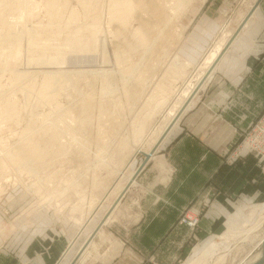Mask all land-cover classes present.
Here are the masks:
<instances>
[{
  "label": "rangeland",
  "instance_id": "rangeland-1",
  "mask_svg": "<svg viewBox=\"0 0 264 264\" xmlns=\"http://www.w3.org/2000/svg\"><path fill=\"white\" fill-rule=\"evenodd\" d=\"M23 1L24 0H22V2ZM27 1H26V4H25V2L23 3L24 6H22V9L20 8L19 10L18 9L14 10L16 8L15 7L12 8L13 13L8 12L9 8H7V10H6V7H5V13L6 12L9 13V14L4 13L6 18H7V21H6L5 16L3 15L5 18L4 21L7 22L5 25L6 27L0 26V29L1 28L5 29V31H4V29H2L4 33L3 32H2L3 34L0 33L1 35H5V36L7 35V37H9V38H12L13 37L12 35H14V37L16 35L21 36V44H23L22 45V47H23L22 51H24V53L22 52L24 55V58H23L22 53H21L20 57L17 58L18 61L15 60V58H14V60H13V58H9L7 55L6 56L9 59H6L5 55H3V57L0 56L1 57L0 58V113L2 114V116H0L2 118V119L0 118V158L3 159L6 156V158H8L7 160H9L8 155L12 154L14 151L15 152H17L19 150L20 151H27L28 148H29L28 153H30V150H33V148H38L34 152H38L39 149L42 148V150L45 149L47 151V152L42 151L43 152L42 156L44 154H48L49 152H50L49 153L50 155L49 154L44 155V158L42 156H41L42 158H40V156H37L38 159L34 157V161L29 162L27 165L25 164L24 160H21V161H23L22 164H20L21 163V161H20L19 165H17V167H16V165L15 166L13 165L14 167L17 168V170L14 169L12 167V165L10 164V165H8V167L4 171L0 172V264H19L20 261H18L17 256H20V254L22 252H24L25 249H26V251H30L29 249L31 248V251H33L35 248L34 245H36L37 246L36 249L40 248V249H44V251H45V249L48 248L47 244L50 243L51 240L60 239L62 237L65 238L68 236H69L68 238H72V237L74 238L76 236L74 239L75 241L72 242L70 248L67 249L68 251L71 250V252L68 256H66V254L68 253L67 250H66V252H64V254H62V252H60V254H59L60 256H59L57 262H55V264H79L81 262L79 260L81 259L83 254L86 253L89 245L91 244L89 242H88L89 244L87 243L89 236L91 234L92 235L94 234V237H95L97 235V233L105 227V224H107V222H109L110 220L115 218L113 213H114L115 209L118 207V205L121 204V201L129 204V203H131V201H133V199H135L136 196L132 193H127L124 196V198H123V196H121V195H124V193L119 196V194H120L119 191L121 192L123 190L122 188H123L124 180L128 177V175H130V173H134L135 169H139L142 166H144L141 170V173H142L143 170L148 168L150 163H151L149 161L146 165H144V163L146 161V157L143 154V152L135 153V151L137 149L136 148L137 146H135V145H137V141H134V140H136V138H135L136 131L134 129L135 128H136V130L139 129V127L141 125V123H139V122L145 121V120L142 121L141 119H143V117L147 116L146 114H148V113L151 114V112L154 111L151 115L148 114L149 116L144 118V119H147L150 121H148L149 124L147 122L148 125L146 124V126H148V127H146L147 129H145L143 136L148 134V131H150V129L152 128V125H154L157 122V120L160 119L159 116H160V114H162L164 109L166 110L168 107L170 110L173 109L174 104L172 103V105H171L170 101L174 97L173 93L175 92V89L178 90L183 85L184 81H186L187 78H189V77L191 78V82L193 81L192 83H194L197 80V77H198L199 73L201 72L202 65L204 64L205 59H206L209 51L213 50L214 46L217 43L222 41L221 37L223 38V34L227 30V25H225L224 30L221 32L222 35L220 37H218L217 43L214 44V46H212V49H210L208 51V53L206 54L205 59L202 58L201 60H199L200 57L202 56L203 52L206 49H208V47L211 44L214 36L218 33V31L222 25V22L227 20L228 17H232V19L228 22V25L231 24V21H232V24L230 25L229 29L226 32V33H228V32L230 33V31H231L230 34H232L234 31H236L237 25L240 23V18H242L246 14V11H248L250 5L253 4L254 0H178V2H177V0H173V1L172 0H160V1L157 0L158 3L160 2L161 4H163L164 2L167 3V10L168 11H169V9H172V11H171V13L173 14L172 15V17H173L172 22H174L175 27H172V22H171L172 28L169 26L168 28H166V30H164V33L166 31L164 37L165 36H167V37H165L166 39L163 37L164 39L162 38L161 40H158L159 42L163 41V42H160L161 44H158V42H157L158 46L156 44L153 45V47H152V50H153L152 53L153 54L149 52L150 51V48H149V50L147 51V54H146V52H144L145 54H140L138 56L135 55L134 57H132L133 55H131V56L129 55L132 58L128 57V55H127V57L130 58V60H128L126 58L127 60H125V61L127 62V64L124 63L125 66L122 65L123 63H120V65H122V66H120L115 61L117 59L115 58L116 56L114 55V53L116 50L119 51L118 49H120V48H121V51H123L124 39L122 36L116 37L118 35L117 31L120 29V26L117 27L119 24L117 23V25H116L115 20L113 21L110 18V17H112L111 13H108L109 12L108 8H110V5L108 6V1H110V0L98 1V2H100V4H99V6H97L96 14H97V16L99 14V18H98L99 26H100L99 28H101L100 32H102V33H100L101 35L99 34L101 41L99 42V46H98L99 48L97 47L96 51L86 53L87 55L83 52H81L83 54L82 55L79 52L72 51L67 46L66 41H63L64 37H66L68 39V36L71 35V33L75 30V28L80 26L79 24H82L81 26H84V24L86 25V24H89L91 22V21H89V19H91V18L87 17V19H85L86 16L84 17L85 10L83 8L85 6H81V5H83V1H81V0H65L66 1L65 5L62 6L63 3L60 2L62 4L59 3V5H58L59 7H55L56 8L55 12H59V11H56L57 8L58 9L60 8L62 11L65 9L64 12H62L63 14L60 11V13L62 14L61 16L63 17L62 22L60 23L62 25V27L65 26V24L68 22V19H69L68 17H70V14L72 12H74L75 10H76L75 13L77 12V15L80 16L81 19H80L79 23L74 24V27H73V25H71L68 28V30L71 28L70 29L71 33L69 32L70 30L68 31L67 29H64L62 33H61V31L58 32V30H57L55 32L53 30V32L56 33L55 36L52 32L50 34L46 33V35H44V37L42 36V34H45V33H42L41 30L44 28V26H47L46 24L49 25L50 22L48 20L49 19L48 17L51 16L47 10V7H46L48 0H44V1L43 0H35L37 4H35L34 0H30V1H28V3H27ZM154 1H156V0H154ZM204 1H205V3H204ZM208 1L209 2L212 1L213 5H215V7H213V6L211 7L209 13L210 14H216L215 17L217 16V18H219V21L216 25L218 27V29L213 33L214 35L204 38L203 37L204 35L202 34V32L199 29L200 24H198V23L200 21L199 17H200V11H201L202 5L204 4L203 6L206 7V5H208V3H209ZM30 2H31V4H30ZM43 2H44V6L42 5ZM80 3H81V5H80ZM109 4H110V2H109ZM34 5H35V9L33 8ZM101 7H103V9ZM27 8H29V11H31V13H30L31 17H28L29 14L27 13L28 12ZM226 9H228V12L224 11ZM256 9L258 12H264V0H259L258 7ZM66 10L68 11L67 13H65ZM101 10H102V12H101ZM14 11H16L17 14ZM17 11H19V12H17ZM139 11H140L139 13L141 14L140 16H142V15L145 16V14L147 13L141 9ZM110 12H111V10H110ZM67 14H69V15H67ZM7 15H8V17H7ZM19 15H20V17H22V20L19 17ZM15 16H17L19 18L15 17ZM12 18L17 19V20H14ZM153 18H154L153 15L148 14V13L146 14L145 18L143 17V19H145V20H152ZM10 20L13 22L16 21L15 23H17V24H18L17 21L21 20L20 22H22V25H23L22 29L24 30L23 33H21L22 32L21 25L20 24L17 25L15 23L13 24V23H11ZM23 20L24 21L26 20L25 21L26 25H24L25 22ZM50 20H51V17H50ZM131 21H130V23H128L129 24L128 28H127L128 30L126 29L127 31H129L128 33L131 34L130 36H132L131 32H134L137 30V28H139L138 27L139 21L136 18H134V21H132V22ZM85 22H87V23H85ZM152 22H153V20H152ZM207 23H209V21H205V24H207ZM7 24H10L11 25L10 28H13V30L10 29ZM25 28L27 29L26 30V37L24 36L25 35ZM168 29H170L171 31H169ZM2 30H0V31H2ZM10 30H11L12 35L9 32ZM132 30H134V31H132ZM29 31L31 33H29ZM32 31H34L35 33L37 32V34H35ZM172 31H174V33H172ZM6 32H8V33H6ZM27 32L29 33V35L27 34ZM67 32L69 35H67ZM40 33H41V35H40L41 37L38 35ZM57 33L58 34L61 33L63 35L61 36V34H60V36L56 37L58 35ZM167 33H169V34H167ZM8 34H9V36H8ZM22 34H24V35H22ZM48 34H49V36H47ZM50 35H52V36H50ZM10 36H12V37H10ZM34 36L35 37L37 36V42L42 39V42L40 41L38 43V44L42 43V44H40V47L42 45L44 46V44L47 41L49 43H52V45L48 43L52 47H49V46L47 47V45H48L47 43H46V47L44 46L45 50L48 49V50H46V51H48V52H46L47 56L55 54L56 49L61 45H63L62 46V47H64L63 49L66 48V49L70 50V52L68 50H65V54L68 55L67 56L68 58L65 56L66 57L65 59H68V60L67 61L65 60V63L63 64L64 66L63 65H62L63 67L61 66L63 68L61 70H63L64 73H66L65 74L66 76L68 74V76H67L68 77V83H69V80H70V83H72V82L75 83L76 81L77 82L74 85L75 87H68L69 91H68V88H67V90L64 89L67 92L62 90L64 92H61V94L59 93L57 95L59 97H57V96L55 97V99L57 101H54V98L50 101H44V100H41L42 99L41 96H38V94H40L43 97L44 90L39 89V87L42 86L41 88H43L45 75L41 72L39 74V70L37 69L38 67H36V66L29 67L30 65L27 64L28 61L26 59V57L29 59L31 58L30 53L28 52L30 49L27 47H29V42L31 41V38ZM168 36L169 37L172 36V38L171 37L168 38ZM48 37H51L53 39L50 38L51 41L47 40L46 38H48ZM54 38L56 40L58 38L60 40L63 39L62 41L65 42L66 46L64 45V43L62 41L60 43L59 39L56 41ZM66 38H65V40H66ZM170 39H171V41H170ZM233 40H232V42H233ZM26 41H27V43H26ZM52 41H54V42H52ZM104 41H105V43H104ZM164 41H168V43L164 42ZM184 41H185V43H184ZM236 41H234L233 43L231 42L229 44V46H233L236 43ZM54 43L55 44L60 43V44L54 45ZM163 43H164V45H163ZM183 43H184V45L182 46ZM11 44H9V45L6 44L8 46L6 48V51L10 49L9 47L12 46ZM27 44H28V46H27ZM122 45H123V49H122ZM55 46H56V49H55ZM167 46H169V47H167ZM1 47H3V46H1ZM1 47H0L1 50L2 49L5 50L6 46H4L3 48H1ZM12 47H11L10 51H7V53L12 52V49H13ZM153 48L156 50L155 53H154L155 50ZM51 49H53V50H51ZM59 49H61V48L59 47L58 50ZM1 50H0V52L3 51V50L2 51ZM51 51H53V52H51ZM66 51H68V52L66 53ZM71 52H74V53H71ZM139 56L142 58H140ZM183 57L187 58V59L191 58V60H193V62L185 60ZM104 58H106V59H104ZM134 58L135 59L139 58L140 60L139 59L135 60ZM19 59H21V60H19ZM148 59H149V61H147ZM154 59H155V61H154ZM5 60H7L8 62L6 61L7 62L6 63ZM150 60H152L153 62H150ZM156 60H157V62H156ZM16 61H17V63L19 61H21L22 63L19 62L17 64ZM143 61L145 63L150 62L151 64L150 63L145 64V63H143ZM161 61H162V63H161ZM14 63H16L19 66H17V65L15 66ZM142 63L145 64L146 66H144ZM174 63H176V64H174ZM7 64H9V66H7ZM131 64L134 65L135 69L133 68V65H131ZM140 64H141V66H144V67L140 68L139 67ZM149 64L151 65L150 68H152V66L154 67V68H152L153 70L151 69L152 72H150V73H152V74H150L151 77H149V75H148V79L150 78L149 79L150 81L149 80L146 81L145 84L142 83L141 86H140V84H141L140 82H139L140 84L136 83L140 87V88L138 87L140 89L139 92H141L142 95L145 93V95H143L144 97L141 95L140 96L141 98H139V100L136 102L133 100L134 98L132 100L128 99V97L125 95L126 93H125L124 88H126L127 84H128V86L131 83L133 84L134 81L137 79V77L144 72L143 70L146 67L150 66ZM171 64L173 65V67L176 66L175 68H173V71H174V69H176V71H178V68L181 67V68H179L180 72L174 71L175 72L174 73L172 71V69H170ZM130 65H131V67H130ZM135 65H138V66H135ZM182 65H184V67ZM185 65H188V66H185ZM5 66L8 67V71L5 69V68H7ZM27 67L30 69H28ZM136 67L137 68L139 67L138 70ZM15 68H18L21 70L16 69V72H17L16 73V72H14ZM127 68L129 70L131 68L133 69V70L132 69L130 70L131 74L126 73ZM11 69H13V70H11ZM25 69L29 70V72L27 73ZM129 70H128V73H129ZM167 70H168V72H167ZM12 71L15 73L14 75H17L19 72L23 71L25 73V76L27 75V77L23 78V79H25L24 81L20 82V80H19V83H18V80H16V79L15 80L17 82L16 81L13 82L14 81L13 78L15 76L12 74L13 73ZM46 71H49V69H47ZM131 71H133V72H131ZM138 71L140 72V74ZM171 71L174 73V76H172L173 73ZM122 72H124L126 74L125 75L123 73L125 75V77H124V75H122ZM184 72H186V74ZM24 73H22V74H24ZM169 73H171L172 75H170ZM181 73L183 74L184 77H182ZM19 74H21V73H19ZM28 74H29V76H28ZM143 74H145V73H143ZM143 74L141 76H143ZM175 74L177 76L180 74V76L177 77V76H175ZM34 77H35V79H34ZM74 77L75 78L78 77V78L75 79ZM179 77H181V78H179ZM23 79H21V80H23ZM78 79L80 81H78ZM133 79H134V81H133ZM172 79L177 80V81L173 80L171 86H169ZM35 80H36V83L38 84V87L37 86L34 87L35 85H37L36 83H34ZM42 81H43V83H42ZM92 81H93V83H91ZM60 82H62V80H60ZM85 82L86 83L88 82V84L89 83H91V84L88 85V84H85ZM157 82H159V83H157ZM165 82L168 83V85ZM41 83H42V85H41ZM76 84L80 88L82 87L83 90L79 89V87H77ZM82 84L83 85L85 84V85L83 86ZM113 84H114L115 88H114V86H112ZM109 85L112 87H110ZM24 86H25V88L27 87L29 89L34 87L35 91H33L34 88H33V90H31V93H32V91L34 93H32L31 95H28V94H30V92L28 94H27L28 91L25 90V92H24V89H25ZM103 86L106 87V91L109 90L110 88H111L112 92L114 90L115 91L113 92V94H112V92H110L112 94L111 95L110 93H107L111 90L106 92V91H104L105 89L102 88ZM159 86L160 87L162 86V88H164V89L160 88ZM90 87H92V88H90ZM165 87H167V89L168 90L170 89V90L168 91ZM72 88H73V90L75 89V91L70 90ZM77 88H78V90H77ZM142 88H144L145 90ZM154 88H155V90H154ZM159 88H160V90H158ZM207 88L208 87H206V89L204 88L205 89V90L203 89L204 91L202 90L201 92L198 93V96H200V99L203 96L204 92H206ZM123 89H124V91H123ZM40 90H42L43 93L40 92ZM80 90L82 91L81 94L78 93V91H80ZM101 90H103V91L101 92ZM156 90H158V91L156 92ZM162 90H165L166 94L164 93L165 91L163 92ZM37 91H39V92H37ZM170 91H171V93H170ZM104 92H106V93L104 94ZM154 92H156V93H154ZM159 92H160L161 99H163L164 98L163 96H165V98H166L165 100L168 102L164 101V99H163L162 102H164V103H162V105L161 104L159 105V103H160L159 100H161L159 98V96H157V95H159L158 94ZM45 93H46V91H45ZM102 93L105 95L104 96L105 100H101V99H103V97H101ZM167 93H169L170 95ZM50 94L51 93L48 92L45 95H50ZM87 94L90 95V98L88 97ZM91 94H92L93 99L91 98ZM108 94H110V95H108ZM93 95H94V97H93ZM81 96L83 98L87 97V99L90 100L91 102H93V104L95 105L94 107L96 109H94V107H93V110H92L93 114L91 111L88 112V114H87L88 116H90L92 114L90 117H93L94 121L92 119H90V117H89L90 122L89 121H82L81 122V120L79 121V119L82 117L81 115H83V114L80 113L78 110L75 111L76 110L75 107L78 106L79 103H81V101H82L80 99ZM153 96H155V99L153 98L154 100L151 99V97H153ZM170 96H172L171 100H170ZM74 98H75V100H74ZM6 99L7 100L10 99L9 101L17 106L16 107L17 112L15 111L16 113L13 112V114L9 113V114H12V116H10V117L8 116V113H6V114L4 113V112H6V111H4L5 110L4 109L5 103L7 101ZM200 99H199V101H200ZM39 100H41V101H39ZM104 101H105V103L111 104V105H107L108 107L110 106L109 107L110 112H106L104 110L102 111V108L100 106L105 104V103H103ZM144 101L145 102L148 101V104L144 103ZM153 101H155L156 103L158 101V103L155 104V102L153 103ZM199 101L197 102V104L199 103ZM38 102H40V103L38 104ZM51 102L53 104H51ZM54 102H55V104H54ZM97 102L100 103V105ZM101 102H102V104H101ZM114 102L119 104V108L117 107L118 105ZM47 103H48V105H47ZM142 103H143V105H142ZM165 103H167V104H165ZM144 104H145V106L147 105L148 107L146 106L147 108H145ZM150 104H154V105H150ZM57 105H59V106H57ZM73 105H74V107H73ZM115 105H117V106H115ZM155 105L158 106V108ZM164 105H166L167 108ZM98 106L101 109H99ZM150 106H151V108H150ZM122 107H123V109H122ZM62 108H65L68 113L65 111V109H62ZM120 108H121V110H119ZM154 108L156 109V111L158 110L157 112L160 111V114L158 113L159 116L157 115L156 111L153 110ZM161 108L163 110H160ZM73 109H74V111H73ZM143 109H144V111L147 110L149 112L145 111L146 113H144ZM94 110H95V112H94ZM191 110L192 109H190L189 111H191ZM69 111H71V112H69ZM189 111H186L183 115L185 116ZM70 113H72L73 115ZM143 114L145 116H143ZM84 115H83V117H84ZM87 115H85V116H87ZM156 115L158 118H156ZM167 115H168V111L165 114H163L162 119L159 121V124H160L159 128L163 127V125L165 124L164 120H165ZM78 116H79V118H78ZM150 116H151V118L153 117V119H152L153 124H150L151 123V118H149ZM3 117L5 119H3ZM183 117H181V118L183 119ZM10 118H11V120H10ZM31 118H32V121L35 122L34 123L35 125L30 124L32 122ZM153 120H154V122H153ZM181 120H180L179 124L181 123ZM28 121H31V122L29 123ZM77 121H78V123H77ZM27 122L29 123V125ZM83 122H87V123H89V125L92 122V124L90 125L91 127L87 123L82 124ZM137 124H140V125H137ZM161 124H162V126H161ZM86 125H88L89 127L85 128ZM29 126H30V132H29ZM134 126H135V128H133ZM83 127H84V129H83ZM31 128H32V130H31ZM159 128H158V130H159ZM104 130H105V133H104ZM132 130H134L135 133ZM158 130H157V133L159 134L160 130L159 131ZM100 131L103 134H105L106 136L103 135ZM25 132H26V134H25ZM145 132H146V134H145ZM83 133H85V134L83 135ZM107 133L108 134L110 133V135H108ZM132 133H133V136H132ZM28 134H30V136ZM43 134H45L46 136L43 137ZM158 134L156 136H158ZM237 134H238L237 143L232 146L231 150H228L225 153L226 154V163L227 164H234L236 159H240V160L245 159L246 157H244V156H246V155H247V157L253 156V158H255L256 160L262 161L264 163V112L256 120V122L253 125H251L247 130L237 132ZM103 136H105V138H103ZM107 136H108V138H106ZM116 136H117V138H116ZM128 136H130L134 142ZM156 136L153 135L152 138H154ZM127 137L130 140H128ZM123 138L126 139L125 142H124ZM51 139H54V141L52 140V143L50 142ZM26 140L30 143L31 146L29 145V143H25ZM47 140L49 143L47 142ZM118 140H121V141H118ZM55 141H57V142H55ZM127 141H131V142H127ZM151 141H152V139L150 140V137H149L148 142L144 143V145H143L144 153L149 152V150L153 146L151 143L154 142L155 140L152 142ZM34 142H35V144H34ZM121 142H122V144H121ZM50 143H51V145H50ZM87 143H89V144H87ZM23 144H24V146H22ZM26 144H28V147H26ZM123 144H124V146L126 145V147H124V146L122 147L121 145H123ZM33 145H34V147H33ZM37 145L38 146L40 145V147H38ZM84 145H85V147H84ZM109 145H111V147ZM45 146L48 148L50 147V149H48V148L46 149ZM118 146H119V149L117 148ZM18 148H19V150H18ZM116 148H117V151L119 153H117V151H116V152H113V154H112V150L114 149L113 151H115ZM120 148H122V150H124V151L120 150ZM154 148L151 151H153ZM21 149H23V150H21ZM60 149H61V151L62 150L63 151L62 152L59 151ZM132 149H134V151ZM162 149H163V147L161 148V150H159V154L162 153ZM64 151H66V152L63 153ZM231 152L233 153V157H235V159H232V160L230 159L229 153H231ZM4 153H5V156L3 155ZM116 153L118 154V156ZM60 155H62V157L59 158ZM110 155H112V156H110ZM119 156H121V157H119ZM123 156L126 157V160H125V158H123ZM111 157L113 160L111 159ZM113 157H115V158H113ZM121 158L123 159V161ZM114 159H117V161L115 160L116 161L115 162ZM118 160H119V163H117ZM120 160H121V162H120ZM129 162L130 163L132 162L130 167H129V170H127L126 168L124 169L123 167H125V165H128ZM116 163H117V165H116ZM122 163H123V165H122ZM23 164H25V165H23ZM96 165H98V166L96 167ZM122 170H123V172H125L124 175L120 174L122 172ZM263 170H264V167H263ZM115 171L117 172V174ZM114 174H116V175H114ZM98 176L100 177V179L97 178ZM98 179H99V181H98ZM103 179H104V181H102ZM109 180H111V181H109ZM95 181H96V183H94ZM100 181H102V182H100ZM104 182H105V184H104ZM39 185H40V187H39ZM79 185L80 186L82 185L81 186L82 188L79 187ZM36 186H38V187H36ZM36 188H38V189H36ZM112 188H113V190H112ZM115 188H117V189H115ZM96 194L99 195L98 199L96 197L97 196ZM117 195L119 197H117ZM120 197H121V199H120ZM122 198H123V200H122ZM93 200L94 201L96 200L95 201L96 203L94 202L95 204L92 203ZM118 200H119V202H118ZM92 204H93V206L95 205L94 208H92L93 207ZM205 206L207 208V206H208L207 203L205 204ZM79 207H82V208H79ZM28 210L30 212H32V211H34V212L39 211V212H37L34 215L29 216V218L31 220H33L34 223L32 226L24 229V227H26L27 223L29 222L28 221L29 218L26 215ZM91 216H93V217L91 218ZM191 218H193L195 221L194 225H192V224L190 225V222L192 221ZM201 219H202V212L201 211H197L193 215L189 214L188 212H185L184 214H182V216L179 220V223L181 225L187 226L189 228V231L191 234V240H193L194 242H193V245L191 246V248L189 249V255L183 257L182 260H180L177 264H192V263H194V264H216V263L217 264H239L249 255L250 251L264 237V210H258L257 213L256 212L249 213L248 215L243 216L242 220L238 221L237 223H234L235 221L231 220L234 222L230 221L231 225H229L228 228L224 232H222L221 234H219L215 237H212L211 239L205 240V241L200 240L201 238L199 236ZM86 223H88V224H86ZM235 225H237L238 227ZM80 227H81V230H80ZM133 227L134 226H132L129 229H126L120 223L113 222V223L107 224L105 230L108 232L107 235L115 236V239L117 240V242H120L122 247H125V244L127 242H129V238H131L130 234L133 230ZM249 230H251V231L249 232ZM43 237H45V238H43ZM41 243H43V244H41ZM195 248H197V249L195 250V253H194L193 250ZM105 249H103L102 251H105ZM60 251H62V250H60ZM139 251H141V250H139ZM204 252H205V254L202 256V254ZM90 258H93V257H90ZM220 258H222V259H220ZM218 259H220V261ZM91 260H93L95 262V264H105L104 260H102V259L93 258ZM91 260H89V262ZM27 264H31V263H27ZM143 264H159V263L155 260V258L149 257L148 260H145Z\"/></svg>",
  "mask_w": 264,
  "mask_h": 264
},
{
  "label": "crops",
  "instance_id": "crops-1",
  "mask_svg": "<svg viewBox=\"0 0 264 264\" xmlns=\"http://www.w3.org/2000/svg\"><path fill=\"white\" fill-rule=\"evenodd\" d=\"M203 5L198 24L205 38L214 35L219 18L209 13L215 7L212 1ZM250 10L249 7L243 19ZM231 19L222 22L199 60L217 43L225 25L229 29ZM234 41L218 60L206 92L201 99L198 96L199 103L172 128L152 155L149 167L138 176H134L135 169L124 180L123 198L127 193L136 197L129 204L121 201L113 213L115 218L107 224L118 222L126 229L134 226L129 242L122 247L115 236L107 235L105 224L79 264H95L93 258L105 264H143L149 257L159 264H177L189 255L194 242L189 228L179 223L185 212H202L199 236L205 241L224 232L235 217L264 210V163L246 155L245 159L227 164L225 154L237 143V132L247 130L264 112V12L256 9ZM184 59L193 62L191 58ZM229 156L235 159L232 152ZM37 212L28 210L26 215L29 218ZM28 221L24 229L34 223L30 218ZM68 237L51 240L45 251L36 249V245L33 251L25 249L17 256L19 264H55L60 252L64 254L76 236Z\"/></svg>",
  "mask_w": 264,
  "mask_h": 264
},
{
  "label": "bare ground",
  "instance_id": "bare-ground-1",
  "mask_svg": "<svg viewBox=\"0 0 264 264\" xmlns=\"http://www.w3.org/2000/svg\"><path fill=\"white\" fill-rule=\"evenodd\" d=\"M27 1V0H26ZM26 1L24 0L23 2H22V0H0V26H2V27H6L5 25H6V21H7V18H6V16H5V14L6 13H8V12H12L13 11V9L12 8H16V9H14V10H19L20 8L22 9V6H24V2H25V4H26ZM28 1H30V0H28ZM28 1H27V3H28ZM35 1V0H34ZM44 1V0H43ZM81 1H83V5H81V3H80V5L81 6H85L83 9L85 10V14H84V17H85V19H87V17L88 18H91V19H89V21H91L89 24H84V26H81L82 24H79L80 26L79 27H77V28H75V30L71 33V28L68 30V28L71 26V25H73V27H74V24H76V23H79V21H80V16L79 15H77V12L75 13V11L74 12H72L71 14H70V17H68L69 19H68V22L65 24V26H63L62 27V25L60 24L61 22H62V12H64V10L62 11L60 8L58 9L57 8V10L56 11H59V12H55V7H59L58 5H59V3L60 2H62V3H60V4H62V6L63 5H65L66 4V1L65 0H48L47 1V4H46V7H47V10H48V12L50 13V17H51V20H50V17H48L49 19V25L48 24H46L47 26H44V28L41 30L42 31V33H45V34H42V36L44 37V35H46V33H52L53 32V30L56 32L57 30H58V32L59 31H61V33L63 32V30L64 29H67L70 33H71V35H69L68 34V32H67V35H69L68 36V39L66 38V37H64L62 40L63 41H66V43H67V46L69 47V49H71L72 51H75V52H79V53H81V52H83V53H88V52H93V51H96L97 50V47L99 46V42L101 41L100 39V33H102V32H100L101 30V28H99L100 26H99V21H98V18H99V14H98V16H97V14H96V12H97V6H99V4H100V2H98V1H100V0H81ZM158 1H160V0H158ZM158 1L156 0V1H154V0H110V1H108V6L110 5V8H108V13H111V16L112 17H110L111 18V20H115V23H116V25H117V23L119 24L117 27H119L120 26V29L117 31L118 32V35L116 36V37H123V39H124V49H123V45H122V49H123V51H121V48L120 49H118L119 51H115V53H114V55L116 56L115 58L117 59V60H115L116 61V63H118L119 65H120V63H123L122 65H124L125 66V64H127V62L125 61V60H130V58H132V57H134L135 55H140V54H145L144 52H146V54H147V51L149 50V48H150V53H152L153 52V50H152V47H153V45H157V42H158V44H161L160 42H163V41H158V40H161L163 37H164V35H165V33H166V31H165V33H164V30H166V28H168L169 26L171 27V22H172V20H173V17H172V13H171V11H172V9H169V11L167 10V3H163V4H161L160 2L158 3ZM173 1V0H172ZM257 0H254V2H253V4L252 5H250V8L252 9V10H250L251 12L248 14V16H247V18L246 19H243V20H241V25L239 26L238 25V29H236L237 30V32H235V34L234 35H232V34H230L231 33V31H230V33L228 32V33H226V32H224V34H223V38H222V41L221 42H219V43H217L215 46H214V48H213V50H210L209 51V53H208V55H207V57H206V59H205V57H204V59H205V62H204V64L202 65V69H201V72L199 73V75H198V77H197V80L194 82V83H192L191 82V78L189 77V78H187V80L186 81H184V83H183V85L177 90V89H175V92L173 93L174 94V97L172 98V100H171V97L173 96H170V103H171V105H172V103L174 104L173 105V109H169V107L167 108V106L166 105H164V106H166V110L164 109V111L162 112V114H160V111L159 112H157L156 111V109L158 108V106H156L153 110H155L156 111V113H157V115L159 116V114H160V116H159V120H157V122L154 124V125H152V128L150 129V131H148V134H146V132H145V134L146 135H144L143 136V133H144V131H145V129H147L146 127H148V126H146V124H147V122L148 121H150V120H147V119H144L145 117H147V116H149L148 114H150V113H148V114H146L147 116H145L144 114H143V116H145V117H143V119H141L142 121L143 120H145L144 122H139V123H141V125L140 124H137V125H140V127H139V129H137L136 130V128H135V126L133 127V128H135L134 130L136 131V133H135V131L134 130H132L134 133H135V138H136V140H134V141H137V145H135V146H137L136 148V151H135V153H139V152H143V154L146 156H148V157H150V159H151V157H152V155L155 153V151L158 149V147H159V145L165 140V138L167 137V135L170 133V131L172 130V128L180 121V119H181V117L183 116V114L186 112V111H188L191 107H193V105L197 102V99H198V93L199 92H201L204 88H205V86L207 85V83L209 82V80H210V78L212 77V75H213V73L215 72V68H216V64H217V62H218V60L220 59V57H221V55L223 54V52H224V50H225V48H226V46L229 44V43H231L232 42V40L233 39H235L236 38V36L239 34V32L242 30V28L246 25V23L248 22V20L251 18V16L253 15V13H254V11H255V8H256V6H257V4H258V2H257V4H255V6H254V3L256 2ZM109 2H110V4H109ZM177 2H178V0H177ZM180 2V1H179ZM30 4H31V2H30ZM34 4V3H33ZM35 4H37L36 3V1H35ZM251 4V3H250ZM42 5L44 6V2L42 3ZM188 6V5H187ZM186 6V7H187ZM5 7H6V10H7V8H9V10H8V12H6L5 13ZM30 7V6H29ZM61 7V6H60ZM65 7V6H64ZM68 7V6H67ZM31 8V7H30ZM34 9H35V5H34V7H33ZM102 9H103V7H101ZM28 9V14H29V16L28 17H31L30 16V13H31V11H29V8H27ZM46 9V8H45ZM111 10V12H110V10ZM143 10L144 12H147L148 14H151V15H153V22H152V20H145V19H143V17L145 18V16H146V14H145V16L144 15H142V16H140L141 14L139 13L140 11L139 10ZM31 10V9H30ZM83 10V11H84ZM21 11V10H20ZM60 11H61V13H60ZM71 11V10H70ZM99 11V10H98ZM15 13H16V11H14ZM17 12H19V11H17ZM68 11L66 10V12L65 13H67ZM101 12H102V10H101ZM5 13V14H4ZM13 13V12H12ZM11 13V14H12ZM14 13V14H15ZM139 13V14H138ZM9 14V13H8ZM17 14V13H16ZM19 14V13H18ZM21 14V13H20ZM27 14V15H28ZM5 16V18H6V21H4L5 20V18H4V16ZM67 15H69V14H67ZM81 15V14H80ZM110 15V14H109ZM22 16V15H21ZM64 16V15H63ZM7 17H8V15H7ZM15 17H17V16H15ZM19 17H20V15H19ZM19 17H17V18H19ZM83 17V18H84ZM148 17V16H147ZM21 18V20H22V17H20ZM134 18H136L138 21H139V25H138V27L139 28H137V30L136 31H134V30H132V31H134V32H131L132 33V36H130L131 34L130 33H128L129 31H127L128 29V23H130V21L132 20V21H134ZM142 18V19H141ZM12 19H14V18H12ZM84 19V20H85ZM150 19V18H149ZM241 19V18H240ZM14 20H17V19H14ZM19 20V19H18ZM20 20V21H21ZM11 21V20H10ZM20 21H17L18 22V24H20L21 25V29H22V27H23V25H22V22H20ZM24 21V20H23ZM26 21V20H25ZM24 21V22H25ZM87 21V20H86ZM131 21V22H132ZM9 22V21H8ZM16 21H11V23H15ZM10 23V22H9ZM48 23V22H47ZM85 23H87V22H85ZM15 24H17V23H15ZM17 24V25H18ZM134 24V23H133ZM8 25V27L10 28L11 27V25L10 24H7ZM24 25H26V22H25V24ZM15 26V25H14ZM13 26V27H14ZM65 27V28H64ZM172 27H175L174 26V22H172ZM171 27V28H172ZM8 28V29H9ZM28 28V27H27ZM34 28V27H33ZM32 28V29H33ZM170 28V29H171ZM235 28V27H234ZM2 29H4V28H1L0 30H2ZM7 29V30H8ZM10 29H12L13 30V28H10ZM31 29V28H30ZM36 29V28H35ZM34 29V30H35ZM74 29V28H73ZM72 29V30H73ZM127 29V30H126ZM170 29H168L169 31H171ZM26 28H25V35L24 34H22V35H24L25 37H26ZM37 30V29H36ZM174 30V29H173ZM4 31H5V29H4ZM23 29H22V32L21 33H23ZM161 33H159V32ZM168 31V32H169ZM3 32V30L2 31H0V33L1 34H3L2 33ZM10 32V34L12 35V33H11V30L9 31ZM20 32V31H19ZM32 32H34V31H32ZM55 32H53V34H54V36H55ZM6 33H8V32H6ZM17 33V32H16ZM29 33H31L30 31H29ZM29 33L27 32V34L29 35ZM35 33V32H34ZM60 33V34H61ZM171 33V32H170ZM172 33H174V31H172ZM226 33V34H225ZM0 34V47L1 46H6L5 47V50H1L2 52H0V56H2L3 57V55H7L9 58H13V60H14V58H15V60H17L18 61V59L17 58H19L20 57V55H21V53L23 52L24 53V51H22L23 50V47H22V45L23 44H21V36L20 35H16L15 37H14V35H12V36H10V37H12V38H9V37H7V35L5 36V35H1ZM14 34V33H13ZM20 34V33H19ZM35 34H37V32L35 33ZM34 34V35H35ZM49 34L47 35V36H49ZM58 34V33H57ZM60 34H58L56 37H58V36H60ZM100 34V35H99ZM116 34V33H115ZM167 34H169V33H167ZM32 35V34H31ZM39 36L41 35V33L40 34H38ZM37 35V36H38ZM63 34H61V36H62ZM66 35V34H65ZM64 35V36H65ZM8 36H9V34H8ZM37 36L35 37H32L31 38V41L29 42V47H27V48H29L30 50L28 51L29 53H30V59L29 58H27L26 57V59H27V61H28V63L27 64H29L30 66L29 67H31V66H36V67H38L37 69L39 70V74H40V72L41 73H43L44 75H45V80H44V83H43V81H42V83H43V88H41V87H39V89H42V90H44V94H43V97H42V95H40V94H38V96H41V100H44V101H50V100H52L53 98H54V101H57L56 99H55V97L60 93L61 94V92H64V91H66L67 90V88L68 87H75L74 85H75V83L77 82H72V83H70V80H69V83H68V74H67V76L65 75L66 73H64V71L63 70H61V69H63L62 67L64 66L63 64L65 63V60L67 61L68 59H65L68 55H66L65 54V50H68V49H63L64 47H62L63 45H61V46H59L61 49H59L58 50V48L56 49V46H55V49H56V52H55V54H53V55H46V52H48V51H46V50H48V49H46L45 50V48H44V46L46 47V43L48 44L49 42L47 41V40H50V38L51 37H48V38H46L47 40V42L44 44V46L42 47H40V44H42V43H40V44H38L40 41L42 42V39L40 40V41H38L37 42ZM38 36V37H39ZM50 36H52V35H50ZM53 36V37H54ZM41 37V36H40ZM39 37V38H40ZM46 37V36H45ZM102 37V36H101ZM165 37H167V36H165ZM164 37V38H165ZM171 38H172V36H170ZM169 36H168V38H170ZM61 38V37H60ZM65 38H66V40H65ZM163 38V39H164ZM167 38V39H168ZM11 39V40H10ZM51 39H53V38H51ZM55 39V38H54ZM59 39V38H58ZM57 39V40H58ZM103 39V38H102ZM120 39V38H119ZM166 39V38H165ZM39 40V39H38ZM45 40V39H44ZM56 40V39H55ZM54 40V41H55ZM56 40V41H57ZM60 40V39H59ZM62 40H60L59 42L61 43V41ZM122 40V39H121ZM9 41V42H8ZM51 41V40H50ZM54 41H52V42H54ZM55 41V42H56ZM62 41V42H63ZM170 41H171V39H170ZM229 41V42H228ZM234 41V40H233ZM164 42H167L168 43V41H164ZM12 43V44H11ZM26 43H27V41H26ZM59 43V44H60ZM64 43V45L66 46V44H65V42H63ZM102 43V42H101ZM104 43H105V41H104ZM166 43V44H167ZM9 45V44H11L12 46V48L14 49H12V52H9V53H7V51H10V49H11V47H9L8 49L9 50H7L6 51V48L8 47L7 45ZM49 44H51L52 45V43H49ZM47 45V47L49 46V47H52V46H50V45ZM58 43H54V45H57ZM58 44V45H59ZM122 44V43H121ZM171 44V43H170ZM163 45H164V43H163ZM15 46V47H14ZM27 46H28V44H27ZM158 46V45H157ZM3 47H1V48H3ZM54 47V46H53ZM167 47H169V46H167ZM99 48V47H98ZM155 48V47H154ZM153 48V49H154ZM157 48V47H156ZM166 48V47H165ZM164 48V49H165ZM54 49V50H55ZM51 50H53V49H51ZM58 50V51H57ZM152 50V51H151ZM155 50V49H154ZM6 51V52H5ZM27 51V50H26ZM69 52H70V50H68ZM68 51H66V53L68 52ZM121 51V52H120ZM168 51V50H167ZM51 52H53V51H51ZM156 52V50L154 51V53ZM166 52V51H165ZM23 53H22V56H23V58H24V55H23ZM28 53V54H29ZM71 53H74V52H71ZM49 54V53H48ZM51 54V53H50ZM82 54V53H81ZM153 54V53H152ZM83 55V54H82ZM87 55V54H86ZM127 55H128V57H130L131 55H133L132 57H130V58H128L127 57ZM130 55V56H129ZM6 56V59H9L8 57ZM66 56V57H65ZM77 56V55H76ZM81 56V55H80ZM85 56V55H84ZM107 56V55H106ZM142 56V55H141ZM29 57V56H28ZM140 57V56H139ZM144 57V56H143ZM158 57V56H157ZM163 57V56H162ZM1 58V57H0ZM68 58V57H67ZM96 58V57H95ZM107 58V57H106ZM106 58H104V59H106ZM127 58V59H126ZM140 58H142V57H140ZM5 59V58H4ZM29 59V60H28ZM135 59V58H134ZM133 59V60H134ZM136 59H139V58H136ZM135 59V60H136ZM157 59V58H156ZM159 59V58H158ZM19 60H21V59H19ZM23 60V59H22ZM140 60V59H139ZM142 60V59H141ZM145 60V59H144ZM7 60H5V62H6ZM12 61V60H11ZM17 61H16V63H17ZM78 61V60H77ZM125 61V62H124ZM147 61H149V59L147 60ZM154 61H155V59H154ZM159 61V60H158ZM8 62V61H7ZM6 62V63H7ZM20 63H22L21 61H19ZM18 62V63H19ZM150 62H153L152 60H150ZM150 62H146V63H150ZM156 62H157V60H156ZM16 63H14L15 64V66L18 64H16ZM88 63V62H87ZM125 63V64H124ZM143 63H145L144 61H143ZM142 63V64H143ZM145 63V64H146ZM161 63H162V61H161ZM134 64V63H133ZM133 64H131V65H133ZM136 64V63H135ZM139 64V63H138ZM145 64H143L144 66H146ZM151 64V63H150ZM149 64V65H150ZM174 64H176V63H174ZM178 64V63H177ZM5 65V64H4ZM63 65V66H62ZM122 65H120V66H122ZM131 65H130V67H131ZM148 65V66H149ZM153 65V64H152ZM7 66H9V64H7ZM7 66H5V67H7ZM17 66H19V65H17ZM23 66V65H22ZM28 66V65H27ZM62 66V67H61ZM135 66H138V65H135ZM144 66H141V64H140V68L141 67H144ZM170 66V65H169ZM180 66V65H179ZM183 67H184V65H182ZM185 66H188V65H185ZM138 67V68H139ZM151 67V65L149 66V67H146L143 71V73H145V74H143L142 72V74H143V76H141L142 74H140V72H139V78L137 77V79L134 81V79H133V81H134V83L132 84H130L129 86H128V84H127V86H126V88H124L125 89V95L128 97V99H133L135 102L136 101H138L139 100V98H141L140 96L142 95V93L141 92H139V86L136 84V83H138V84H140V86L142 85V83L143 84H145L146 83V81H148L149 79H148V75H149V77H151L150 76V74H152V73H150V72H152V68H154L153 66H152V68H150ZM171 68L170 69H172V71H173V68H175L176 66H174L173 67V65L171 64V66H170ZM178 67V66H177ZM19 68V67H18ZM18 68H15V71L14 72H16V69L17 70H21V69H18ZM28 68V67H27ZM133 68H134V65H133ZM137 68V67H136ZM138 68H137V70H138ZM179 68H181V67H179ZM179 68H178V71L180 72V70H179ZM187 68V67H186ZM7 71H8V67L7 68H5ZM14 69V68H13ZM13 69H11V70H13ZM28 69H30V68H28ZM47 69H49V71H46ZM124 69V68H123ZM132 69V68H131ZM130 69V70H131ZM135 69V68H134ZM152 69V70H151ZM169 69V68H168ZM10 70V69H9ZM26 70V69H25ZM35 70V69H34ZM37 70V71H38ZM126 70V69H125ZM128 68H127V74H131L130 73V70H129V73H128ZM133 70V69H132ZM171 71V72H172ZM174 71H176V69H174ZM173 71V72H174ZM178 71H176V72H178ZM183 71V70H182ZM186 71V70H185ZM13 72V71H12ZM12 73L13 75L15 74V73ZM19 72V71H18ZM26 72L28 73L29 72V70H26ZM131 72H133V71H131ZM167 72H168V70H167ZM170 72V71H169ZM172 72V73H173ZM17 73V72H16ZM19 73H21V74H19ZM17 75H14L15 77L13 78L14 79V81L13 82H15L16 80H18V83H19V80H20V82L21 81H24L25 79H23L24 77H27V75L25 76V73L22 71V72H19ZM22 73H24V74H22ZM34 73V72H33ZM97 73V72H96ZM124 72H122V75H124L123 74ZM175 73V72H174ZM174 73H173V75L171 74V73H169L170 75H172V76H174ZM185 74H186V72H184ZM35 74V73H34ZM42 74V75H43ZM94 74V73H93ZM177 74V73H176ZM175 74V76H177ZM84 75V74H83ZM126 75V74H125ZM125 75H124V77H125ZM133 75V74H132ZM147 75V76H146ZM164 75V74H163ZM181 75H182V77H184L183 76V74L181 73ZM28 76H29V74H28ZM35 76V75H34ZM80 76V75H79ZM78 76V77H79ZM86 76V75H85ZM178 76H180V74L178 75ZM177 76V77H178ZM44 77V76H43ZM67 77V78H66ZM77 77V78H78ZM136 77V76H135ZM144 77V78H143ZM29 78V77H28ZM75 78V77H74ZM77 78H75V79H77ZM179 78H181V77H179ZM16 79V80H15ZM21 79H23V80H21ZM34 79H35V77H34ZM67 79V80H66ZM74 79V80H75ZM85 79V78H84ZM83 79V80H84ZM176 79V78H175ZM178 79V78H177ZM60 80H62V82H60ZM72 80V79H71ZM173 80L174 79H172V81L170 82V84H169V86H171V84H172V82H173ZM180 80V79H179ZM78 81H80L79 79H78ZM85 81V80H84ZM150 81V80H149ZM170 81V80H169ZM174 81H177V80H174ZM17 82V81H16ZM61 84H60V83ZM83 82V81H82ZM104 82V81H103ZM129 82V81H128ZM140 82V83H139ZM34 83H36V80H35V82ZM42 83H41V85H42ZM84 83V82H83ZM91 83H93V81L91 82ZM91 83H89V84H91ZM157 83H159V82H157ZM166 83V82H165ZM164 83V84H165ZM37 84V83H36ZM85 84H88V82L86 83L85 82ZM84 84V85H85ZM88 84V85H89ZM162 84V83H161ZM167 85H168V83H166ZM21 85V84H20ZM34 85V84H33ZM32 85V86H33ZM40 85V84H39ZM83 85V84H82ZM83 85V86H84ZM93 85V84H92ZM105 85V84H104ZM111 85V84H110ZM109 85V86H110ZM147 85V84H146ZM30 86V85H29ZM38 87V84L37 85H35L34 87ZM76 86H77V84H76ZM108 86V87H109ZM112 86H114V84L112 85ZM112 86H110V87H112ZM157 86V85H156ZM34 87H30L31 89H29V88H25V86H24V92H25V90L26 91H28L27 92V94L30 92V94H28V95H31L32 93H34L33 91H35V88ZM77 87H79V86H77ZM93 87V86H92ZM92 87H90V88H92ZM109 87V88H110ZM139 87V88H138ZM143 87V86H142ZM160 87V86H159ZM164 87V86H163ZM5 88V87H4ZM33 88H34V90H33ZM84 88V87H83ZM102 88H104L105 90L104 91H106V87L105 86H103ZM114 88H115V86H114ZM113 88V89H114ZM160 88H162V86L160 87ZM160 88L158 89V90H160ZM166 89H167V87H165ZM169 88V87H168ZM37 89V88H36ZM64 89H66V90H64ZM79 89H81V90H83L82 89V87L80 88L79 87ZM108 89V88H107ZM124 89H123V91H124ZM142 89H144V88H142ZM147 89V88H146ZM162 89H164V88H162ZM12 90V89H11ZM31 90H33L32 91V93H31ZM38 90V89H37ZM42 90H40V92H42ZM62 90H64V91H62ZM70 90H73V88L72 89H70ZM77 90H78V88H77ZM78 91V93L79 94H81V92L82 91ZM109 90H111V88L109 89ZM109 90H107V91H109ZM145 90V89H144ZM154 90H155V88H154ZM153 90V91H154ZM158 90H156V92L158 91ZM168 90V89H167ZM170 90V89H169ZM168 90V91H169ZM45 91H46V93H48V92H50L51 94L50 95H45L46 93H45ZM48 91V92H47ZM68 91H69V88H68ZM73 91H75V89L73 90ZM103 90H101V92H102ZM106 91V92H107ZM115 91V90H114ZM113 91V92H114ZM163 92L165 91V90H162ZM174 91V90H173ZM37 92H39V91H37ZM67 92V91H66ZM106 92H104V94L106 93ZM110 92H112V90L111 91H109V92H107V93H110ZM113 92H112V94H113ZM156 92H154V93H156ZM161 92V91H160ZM160 92L158 93L159 95H157V96H159V98L161 99V96H160ZM43 93V92H42ZM74 93V92H73ZM85 93V92H84ZM87 93V92H86ZM94 93V92H93ZM153 93V94H154ZM165 94H166V91L164 92ZM163 93V94H164ZM170 93H171V91H170ZM65 94V93H64ZM103 93H102V96L101 97H103V99H101V100H105L104 99V95ZM111 94V93H110ZM110 94H108V95H110ZM111 94V95H112ZM162 94V93H161ZM167 94H169V93H167ZM2 95V94H1ZM66 95V94H65ZM88 95V94H87ZM86 95V96H87ZM107 95V94H106ZM143 95H145V93L143 94ZM142 95V96H143ZM155 95V94H154ZM170 95V94H169ZM76 96V95H75ZM80 96V95H79ZM98 96V95H97ZM96 96V97H97ZM163 96V95H162ZM2 97V96H1ZM27 97V96H26ZM30 97V96H29ZM57 97H59V96H57ZM82 97V96H81ZM80 97V99L82 100L81 101V103H79V105L78 106H76L75 107V111H79L80 113H82L83 115L85 114V115H87L88 114V112H92V110H93V107L95 106L94 104H93V102H91L90 100H88L87 99V97L86 98H81ZM88 97L90 98V95H88ZM93 97H94V95H93ZM100 97V96H99ZM144 97V96H143ZM164 98V101H166L165 99V96H163ZM181 97V98H180ZM39 98V97H38ZM91 98H92V94H91ZM155 99V96H153V97H151V99ZM67 99V98H66ZM93 99V98H92ZM153 99V100H154ZM158 99V98H157ZM163 99H161V100H159V105L161 104L162 105V103H164V102H162V100ZM168 99V98H167ZM180 99V100H179ZM7 100V99H6ZM10 99H8L7 101H6V103H5V110L4 111H6V112H4L5 114L6 113H8V116L10 117V116H12V114H13V112H15L16 111V105L15 104H13L12 102H10L9 101ZM41 100H39V101H41ZM74 100H75V98H74ZM142 100V99H141ZM169 100V99H168ZM78 101V100H77ZM28 102V101H27ZM76 102V101H75ZM152 102V101H151ZM155 101H153V103H154ZM166 102H168V101H166ZM175 102V103H174ZM40 102H38V104H39ZM43 103V102H42ZM41 103V104H42ZM46 103V102H45ZM74 103V102H73ZM98 103V102H97ZM103 103H105V101L103 102ZM113 103V102H112ZM114 103H116V102H114ZM144 103H146V104H148V101L147 102H145L144 101ZM157 103H158V101H157ZM156 102H155V104H157ZM169 103V104H170ZM50 104V103H49ZM51 104H53L52 102H51ZM54 104H55V102H54ZM72 104V103H71ZM99 105H100V103H98ZM101 104H102V102H101ZM117 104V103H116ZM165 104H167V103H165ZM47 105H48V103H47ZM77 105V104H76ZM107 105H111V104H108V103H105V104H103V105H101L100 107L102 108V111L104 110V111H106V112H110L109 110V107L107 106ZM118 105V106H117ZM117 105H115V106H117L118 108H119V104H117ZM142 105H143V103H142ZM150 105H154V104H150ZM36 106V105H35ZM57 106H59V105H57ZM114 106V107H115ZM144 106H145V104H144ZM147 106V105H146ZM145 106V108H147ZM33 107V106H32ZM72 107V106H71ZM73 107H74V105H73ZM113 107V106H112ZM154 107V106H153ZM161 107V106H160ZM159 107V108H160ZM35 108V107H34ZM98 108H99V106H98ZM101 108H99V109H101ZM144 108V107H143ZM144 108V109H145ZM150 108H151V106H150ZM38 109V108H37ZM57 109V108H56ZM59 109V108H58ZM62 109H65V108H62ZM70 109V108H69ZM94 109H96L95 107H94ZM116 109V108H115ZM122 109H123V107H122ZM144 109H143V112L144 113H146L145 111H147V110H145L144 111ZM68 110V109H67ZM71 110V109H70ZM118 110V109H117ZM119 110H121V108L119 109ZM142 110V109H141ZM160 110H163L162 108L160 109ZM35 111V110H34ZM61 111V110H60ZM65 111H66V109H65ZM73 111H74V109H73ZM101 111V112H102ZM168 111V115L166 116V118H165V120H164V122H165V124L163 125V127H161V128H159L160 127V124H159V121L162 119V116H163V114H165L166 112ZM17 112V111H16ZM15 112V113H16ZM64 112V111H63ZM67 112V111H66ZM69 112H71V111H69ZM78 112V113H79ZM94 112H95V110H94ZM142 112V113H143ZM147 112H149V111H147ZM154 111H152L151 112V114L153 113ZM9 113H12V114H9ZM68 113V112H67ZM79 113V114H80ZM159 113V114H158ZM1 114V113H0ZM64 114V113H63ZM70 114H72V113H70ZM92 114H93V112H92ZM91 114V115H92ZM95 114V113H94ZM102 114V113H101ZM106 114V113H105ZM150 114V115H151ZM155 114V113H154ZM73 115V114H72ZM83 115H81L82 117L79 119V121L81 120V122L82 121H89L90 122V119H92L93 120V117H90V116H85L84 115V117H83ZM104 115V114H103ZM157 115H156V118H158L157 117ZM0 116H2V114L0 115ZM5 117V116H4ZM3 117V119H5ZM89 117H90V119H89ZM1 118V117H0ZM13 118V117H12ZM74 118V117H73ZM77 118V117H76ZM78 118H79V116H78ZM77 118V119H78ZM149 118H151V116L149 117ZM148 118V119H149ZM155 118V117H154ZM155 118V119H156ZM2 119V118H1ZM89 119V120H88ZM152 119H153V117L151 118V123L150 124H153L152 123ZM10 120H11V118H10ZM136 120V119H135ZM7 121V120H6ZM31 121H32V118H31ZM31 121H28L29 123L31 122ZM94 121V120H93ZM139 121V120H138ZM27 122V123H28ZM75 122V121H74ZM134 122V121H133ZM153 122H154V120H153ZM29 123H28V125H29ZM35 122H31L30 124L31 125H33ZM77 123H78V121H77ZM80 123V122H79ZM86 124L87 122H83L82 124ZM138 123V122H137ZM4 124V123H3ZM88 125H89V123H87ZM92 124V122L90 123V125ZM148 124H149V122H148ZM147 124V125H148ZM35 125V124H34ZM81 125V124H80ZM88 125H86V127L85 128H87V127H89ZM136 125V126H137ZM84 126V125H83ZM161 126H162V124H161ZM82 127V126H81ZM91 127V126H90ZM109 128V127H108ZM158 128H159V130H158ZM83 129H84V127H83ZM82 129V130H83ZM31 130H32V128H31ZM157 130L159 131V134L157 133ZM29 132H30V126H29ZM101 132V131H100ZM107 132V131H106ZM102 133V132H101ZM104 133H105V130H104ZM158 134V136H156L157 134ZM25 134H26V132H25ZM31 134V133H30ZM30 134H28L29 136H30ZM85 133H83V135H84ZM103 134V133H102ZM108 134V133H107ZM38 135V134H37ZM75 135V134H74ZM77 135V134H76ZM103 135H105V134H103ZM108 135H110V133L108 134ZM153 135H155L156 137H154V138H152L153 137ZM44 136H46L45 134H43V137ZM101 136V135H100ZM106 136V135H105ZM105 136H103V138H105ZM131 136V135H130ZM130 136H128L129 138H131ZM132 136H133V133H132ZM128 137H127V139H128ZM149 137H150V140L152 139V141H154V142H152L151 144L153 145L152 147H151V149L149 150V152H145L144 153V149H143V145H144V143H146V142H148V139H149ZM33 138V137H32ZM106 138H108V136L106 137ZM116 138H117V136H116ZM134 138V137H133ZM134 138V139H135ZM115 139V138H114ZM124 139V138H123ZM132 139V138H131ZM46 140V139H45ZM52 140L54 141V139H51V143H52ZM128 140H130V139H128ZM37 141V140H36ZM44 141V140H43ZM118 141H121V140H118ZM126 141V139H124V142ZM132 141H133V139H132ZM133 141V142H134ZM38 142V141H37ZM41 142V141H40ZM46 142V141H45ZM47 142H48V140H47ZM55 142H57V141H55ZM84 142V141H83ZM123 142V143H124ZM127 142H131V141H127ZM25 143H29L27 140H26V142ZM33 143V142H32ZM31 143V144H32ZM49 143V142H48ZM51 143H50V145H51ZM54 143V142H53ZM86 143V142H85ZM34 144H35V142H34ZM37 144V143H36ZM39 144V143H38ZM87 144H89V143H87ZM120 144V143H119ZM121 144H122V142H121ZM129 144V143H128ZM127 144V145H128ZM157 144V145H156ZM29 145H30V143H29ZM43 145V144H42ZM47 145V144H46ZM53 145V144H52ZM59 145V144H58ZM18 146V145H17ZM22 146H24V144L22 145ZM31 146V145H30ZM38 146V145H37ZM60 146V145H59ZM110 147H111V145H109ZM108 146V147H109ZM116 146V145H115ZM122 147L124 146V144L123 145H121ZM19 147V146H18ZM26 147H28V144H26ZM33 147H34V145H33ZM36 147V146H35ZM38 147H40V145L38 146ZM43 147V146H42ZM54 147V146H53ZM84 147H85V145H84ZM124 147H126V145L124 146ZM128 147V146H127ZM155 147V148H154ZM45 148L47 149L48 147H46L45 146ZM118 149H119V146L117 147ZM117 148H116V150L115 151H113L112 150V154H113V152H116L117 151ZM134 148V147H133ZM154 148V150L153 151H151L152 149ZM32 149V148H31ZM38 148H33V150H30V153H28V150H29V148L27 149V151H20L19 150V148H18V150L19 151H17V152H13L12 154H10V155H8L9 156V160H7L8 158H6V156H5V153L2 155L4 158L3 159H1L0 158V172L1 171H4L7 167H8V165H12V167L14 168V169H16L17 170V165H19V162L21 161V160H24V162H25V164L27 165L29 162H31V161H34V157L35 158H37V156H40V158H44V155H48V154H44L43 156H42V154H43V152L42 151H46L45 149L44 150H42V148H40L39 149V151L38 152H34V151H36ZM48 149H50V147L48 148ZM124 149V148H123ZM16 150V149H15ZM21 150H23V149H21ZM26 150V149H25ZM52 150V149H51ZM120 150H122V148H120ZM128 150V149H127ZM133 151H134V149H132ZM59 151H61V149L59 150ZM63 151V150H62ZM61 151V152H62ZM103 151V150H102ZM105 151V150H104ZM107 151V150H106ZM122 151H124V150H122ZM121 151V152H122ZM47 152V151H46ZM60 152V153H61ZM66 151H64L63 153H65ZM127 152V151H126ZM151 152V153H150ZM39 153V154H38ZM58 153V152H57ZM59 153V154H60ZM111 153V152H110ZM117 153H119L118 151H117ZM116 153V154H117ZM124 153V152H123ZM122 153V154H123ZM62 154V153H61ZM108 154V153H107ZM126 154V153H125ZM128 154V153H127ZM7 155V154H6ZM50 155V154H49ZM64 155V154H63ZM115 155V154H114ZM7 156V157H8ZM42 156V157H41ZM56 156V155H55ZM58 156V155H57ZM110 156H112V155H110ZM116 156V155H115ZM117 156H118V154H117ZM60 157H62V155H60L59 156V158ZM119 157H121V156H119ZM6 158V159H5ZM56 158V157H55ZM64 158V157H63ZM113 158H115V157H113ZM117 158V157H116ZM123 158H125V160H126V157H124L123 156ZM38 159V158H37ZM111 159H112V157H111ZM122 159V158H121ZM150 159L148 160V162L150 161ZM113 160V159H112ZM117 161V159H114V161ZM113 161V162H114ZM115 161V162H116ZM122 161H123V159H122ZM120 162H121V160H120ZM147 162V163H148ZM23 163V161H21V163L20 164H22ZM117 163H119V160H118V162ZM117 163H116V165H117ZM132 163V162H131ZM131 163L129 162L128 163V165H125V167H123L124 169L126 168L127 170H129V167H130V165H131ZM25 164H23V165H25ZM105 164V163H104ZM110 164V163H109ZM125 164V163H124ZM16 165V167H14V166ZM22 165V166H23ZM122 165H123V163H122ZM98 165H96V167H97ZM120 167V166H119ZM144 166H142L141 168H139L138 170H137V172H136V174H134L135 176H138V174L139 173H141V170H142V168H143ZM10 168V167H9ZM12 168V169H13ZM95 168V167H94ZM123 169V170H124ZM9 170V169H8ZM123 170H122V172L120 173L121 175H124L125 174V172H123ZM116 172V171H115ZM116 174H117V172H116ZM116 174H114V175H116ZM97 176V175H96ZM134 177V176H133ZM97 178H99L100 179V177L98 176ZM99 179H98V181H99ZM97 180V179H96ZM102 181H104V179L102 180ZM102 181H100V182H102ZM109 181H111V180H109ZM36 182V181H35ZM99 182V183H100ZM108 182V181H107ZM127 182V181H126ZM133 182H135V181H133ZM94 183H96V181L94 182ZM132 183V182H131ZM104 184H105V182H104ZM115 184V183H114ZM98 185V184H97ZM100 185V184H99ZM108 185V184H107ZM106 185V186H107ZM124 185V184H123ZM126 185V184H125ZM82 186V185H81ZM80 185H79V187H81ZM111 186V185H110ZM36 187H38V186H36ZM39 187H40V185H39ZM124 187V186H123ZM82 188V187H81ZM80 188V189H81ZM106 188V187H105ZM34 189V188H33ZM36 189H38V188H36ZM115 189H117V188H115ZM112 190H113V188H112ZM109 191V190H108ZM116 191V190H115ZM126 190H125V187H124V189L120 192L119 191V196L121 195V194H123L124 192H125ZM117 194V193H116ZM97 195V194H96ZM95 196V195H94ZM98 196L99 195H97L96 197H97V199H98ZM118 195H117V197H119ZM121 196H123V195H121ZM95 197V198H96ZM94 198V199H95ZM106 198V197H105ZM120 199H121V197H120ZM100 200V199H99ZM96 201V200H95ZM94 200H93V202L92 203H94L95 202ZM98 201V200H97ZM117 202V201H116ZM118 202H119V200H118ZM96 203V202H95ZM94 203V204H95ZM100 205V204H99ZM92 206H93V204H92ZM95 206V205H94ZM94 206L92 207V208H94ZM79 208H82V207H79ZM96 208V207H95ZM80 210V209H79ZM92 210V209H91ZM90 210V211H91ZM94 210V209H93ZM92 212V211H91ZM91 214V213H90ZM96 214V213H95ZM89 216V215H88ZM90 217V216H89ZM93 216H91V218H92ZM88 218V217H87ZM90 218V219H91ZM88 220V219H87ZM242 220V218H239V217H235V222L237 223L238 221H241ZM89 223V222H88ZM88 223H86V224H88ZM85 224V223H84ZM259 225V224H258ZM84 228V227H83ZM84 230V229H83ZM251 230H249V232H250ZM230 234V233H229ZM224 235V234H223ZM232 235V234H231ZM230 235V236H231ZM96 237V236H95ZM229 237V236H228ZM94 238V234L92 235H90L89 236V240H88V242L89 243H91V241H92V239ZM224 239V238H223ZM87 242V243H88ZM263 242H264V237H263V239L259 242V243H257V245L250 251V253H249V255L242 261V262H240L239 264H253L254 262H256L259 258H260V256L262 255V244H263ZM88 243V244H89ZM86 249V248H85ZM84 249V250H85ZM70 251V250H69ZM252 253V254H251ZM205 254V252L202 254V256ZM251 254V255H250ZM223 258V257H222ZM222 258H220V259H222ZM220 259H218L219 261H220ZM192 264H194V263H192ZM217 264V263H216Z\"/></svg>",
  "mask_w": 264,
  "mask_h": 264
},
{
  "label": "water",
  "instance_id": "water-1",
  "mask_svg": "<svg viewBox=\"0 0 264 264\" xmlns=\"http://www.w3.org/2000/svg\"><path fill=\"white\" fill-rule=\"evenodd\" d=\"M260 2H261V1H260ZM257 7H258V4H257L256 8H257ZM256 8H255V10H256ZM145 157H146V161H145L144 165H146L147 162H148V160L150 159V157H148L147 155H146ZM253 264H264V242H263V244H262V255H261L260 258H259L256 262H254Z\"/></svg>",
  "mask_w": 264,
  "mask_h": 264
},
{
  "label": "built area",
  "instance_id": "built-area-1",
  "mask_svg": "<svg viewBox=\"0 0 264 264\" xmlns=\"http://www.w3.org/2000/svg\"><path fill=\"white\" fill-rule=\"evenodd\" d=\"M191 219H192V221L190 222V225H191V224L194 225V224H195V221H194L193 218H191Z\"/></svg>",
  "mask_w": 264,
  "mask_h": 264
}]
</instances>
